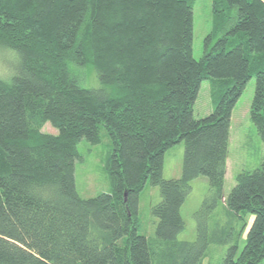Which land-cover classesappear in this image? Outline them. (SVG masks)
<instances>
[{"label": "trees", "instance_id": "obj_1", "mask_svg": "<svg viewBox=\"0 0 264 264\" xmlns=\"http://www.w3.org/2000/svg\"><path fill=\"white\" fill-rule=\"evenodd\" d=\"M195 1L0 0V47L19 56L13 78H0V264H202L212 243L229 242L220 264L264 260V157L224 196L232 111L252 77L250 118L264 140V0H213L199 59ZM85 66L98 86L82 82ZM204 79L215 106L196 118ZM102 125L110 188L83 197L78 144L99 143ZM181 141V176L164 178L165 154ZM199 176L209 193L197 238L182 240ZM148 181L161 194L153 236L139 232Z\"/></svg>", "mask_w": 264, "mask_h": 264}, {"label": "rangeland", "instance_id": "obj_2", "mask_svg": "<svg viewBox=\"0 0 264 264\" xmlns=\"http://www.w3.org/2000/svg\"><path fill=\"white\" fill-rule=\"evenodd\" d=\"M212 2L213 0H196L194 4L192 53L196 59L203 55L204 39L212 30ZM18 65V52L10 47H0V78L11 80L17 72ZM78 73L85 86L96 87L99 85L97 70L93 67L85 66ZM211 88V80L204 79L193 108V114L196 118L204 117L213 111L215 105ZM254 91L255 77H252L247 82L232 111L224 196H227L235 185V177L239 171L255 169L261 164L264 157V140L250 118ZM43 130L52 133L58 132V129L49 122L43 127ZM102 134L103 137L99 143H91L82 139L78 144L80 156L75 161V181L77 190L83 197L95 196L110 188L109 177L105 169V157L111 142L104 125H102ZM184 151L185 143L181 141L166 152L163 169L164 178L181 176ZM209 188V180L206 176H199L191 181V190L181 209L185 228L179 233V239L192 241L197 238V222L194 214L200 209L203 200L209 193ZM160 200L159 186L148 181L140 195L139 202L141 218L139 232L141 234L146 236L155 234L158 218L152 213V207ZM252 220L253 216H248V226ZM244 237L245 234L239 241L240 248L243 247ZM120 242L122 243L123 240ZM230 244L231 242L212 243L202 264H220ZM259 264H264V260Z\"/></svg>", "mask_w": 264, "mask_h": 264}]
</instances>
